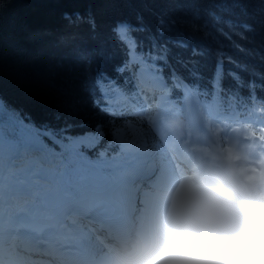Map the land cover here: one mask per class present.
Segmentation results:
<instances>
[{
	"label": "snow or ice",
	"instance_id": "1",
	"mask_svg": "<svg viewBox=\"0 0 264 264\" xmlns=\"http://www.w3.org/2000/svg\"><path fill=\"white\" fill-rule=\"evenodd\" d=\"M241 14L247 19L230 27H239L242 38L264 30V11L257 14L243 6ZM69 19L72 22L65 20L64 30L33 32L29 39L48 42L66 54L57 65L58 74L75 83L94 110L106 117L122 121L143 118L150 115L148 106L158 101L155 115L150 117L155 123L177 94L183 97L195 91L208 99L216 90L214 85L203 91L199 88L195 68L182 65L188 71L185 78L170 63L172 52L157 37L160 30L178 23L176 18H161L155 42L147 45L142 36L149 29L143 17L135 24L115 21L107 31L95 12ZM218 31L225 34L222 28ZM85 33L86 41L82 38ZM110 45L119 53L112 72L101 68L115 59ZM223 62L235 61L221 53V79ZM126 131L124 124L113 131L97 127L88 132L77 131L69 121L63 126L36 125L7 103H0V264H18L13 253L21 249L14 247V238L32 234L37 227L41 236L70 228L75 217L103 214L115 200L131 199L141 161L137 154L119 150L116 138Z\"/></svg>",
	"mask_w": 264,
	"mask_h": 264
},
{
	"label": "trees",
	"instance_id": "2",
	"mask_svg": "<svg viewBox=\"0 0 264 264\" xmlns=\"http://www.w3.org/2000/svg\"><path fill=\"white\" fill-rule=\"evenodd\" d=\"M243 6L257 14L264 11L261 0H0V103H7L36 125L63 126L69 121L77 131L88 132L96 127L112 131L119 119L94 110L88 96L58 74L57 65L66 54L48 42L29 39L33 32L56 33L64 30L65 20L71 23L69 18L73 16L95 12L105 31L115 21L125 19L135 24L143 17L149 29L142 36L146 45L155 42L161 18H176L179 22L166 31L160 30L157 37L172 52L170 63L185 78L188 71L182 65L195 68L202 91L216 87L208 99L192 93L217 113L229 112L240 118L254 113L264 118V30L242 38L239 27H230L233 22L247 19L241 14ZM221 28L225 34L218 31ZM86 36L82 37L85 41ZM110 47L115 59L101 65L108 72L119 61L116 47ZM221 53L235 61L223 62L222 79ZM172 100L180 102L179 94ZM152 190L151 184H144L143 191L151 193L154 206L159 195ZM144 205L149 207V203Z\"/></svg>",
	"mask_w": 264,
	"mask_h": 264
},
{
	"label": "rangeland",
	"instance_id": "3",
	"mask_svg": "<svg viewBox=\"0 0 264 264\" xmlns=\"http://www.w3.org/2000/svg\"><path fill=\"white\" fill-rule=\"evenodd\" d=\"M157 103L158 101L148 106L150 115L143 118L134 117L126 121L118 120L113 124L112 129L113 131L121 124L126 125L127 131L116 138L119 149L137 154L141 164L146 165L145 174H139L132 187L138 198L135 219L145 222L148 231L162 223L163 213L169 209L171 202L168 196L169 194L171 198L173 196L170 192H176L180 187L191 182L189 178L194 176L184 173L182 167L175 168L174 154L166 142L168 138L182 144L192 166L195 165V159L208 163L204 170L211 171L206 175L215 176L222 172L245 170L237 178L242 188L249 189L248 182L257 179L264 188V118L254 113H246L241 118L229 112L217 113L210 104L199 100L191 93L180 97V102L168 101L164 109L165 114L154 123L150 117L155 115ZM245 121L250 123L247 124ZM177 129H180V132ZM152 168L154 173L150 176ZM195 169L198 172L196 176L202 177L203 172L197 171V167ZM144 184H151L152 191L158 192L156 194L159 195V200L154 208L150 207L153 202L151 193L145 194L143 191ZM141 195L147 196L148 199L144 201ZM125 203V200H120L117 205L112 204L106 212L114 211L119 204ZM148 203L149 207H146L144 204ZM143 208L148 209L142 212ZM73 219L77 224L82 222L76 220L77 217ZM65 229L67 228L57 229V233L59 230L64 233L60 239L68 238ZM83 232L90 233L87 227ZM15 240L14 238V247Z\"/></svg>",
	"mask_w": 264,
	"mask_h": 264
},
{
	"label": "clouds",
	"instance_id": "4",
	"mask_svg": "<svg viewBox=\"0 0 264 264\" xmlns=\"http://www.w3.org/2000/svg\"><path fill=\"white\" fill-rule=\"evenodd\" d=\"M127 264H264V189L242 188L230 171L186 183Z\"/></svg>",
	"mask_w": 264,
	"mask_h": 264
},
{
	"label": "bare ground",
	"instance_id": "5",
	"mask_svg": "<svg viewBox=\"0 0 264 264\" xmlns=\"http://www.w3.org/2000/svg\"><path fill=\"white\" fill-rule=\"evenodd\" d=\"M179 130L180 129H177L178 132H180ZM166 142L171 147V151L174 154L173 160H174L175 168L177 169L178 167H182L184 169L183 170L184 173H187L188 175L190 174L194 175L193 177L189 178L191 182L205 181V180L212 178V177L207 178V175H206V173L211 170H204L205 167L209 165L208 163H205L203 162V160H200V159H195L194 160L195 165L192 166L189 163L188 156L185 155V150L181 143H179L178 141L174 142L170 138H168ZM233 162L235 163V161ZM176 163H177V167H176ZM196 167H197V171L203 172L202 177L196 176V173H198L196 172V169H195ZM144 169H146V165L140 163V169H139L138 175L139 174L144 175L145 174ZM179 170L181 171V169ZM151 171H154V169L152 168ZM244 172L245 170L241 172L234 170L232 173L236 176V178H238V176L240 177V175H242ZM196 177H198V179ZM258 181H259L258 179L250 180L248 182L249 189H252V188L255 190L264 189ZM170 193L174 194L175 192H170ZM168 198L171 199L170 194ZM125 201L127 203H134V205L136 206V203H138L136 191L133 190V195L131 199L125 200ZM154 207L155 205L152 206V208ZM136 209L137 207H135V211ZM167 211L163 213L162 223L164 221ZM107 213L109 212H106V214ZM106 214L103 213V214L98 215L96 213H92L86 216H78L76 220L79 219L82 222L81 223L79 222L78 224L77 222H74L73 228L70 227V228L65 229L69 237L81 238L85 240L86 242H88L89 246L92 249L93 259H98L100 258L101 255H104L103 253H107L108 256L106 257H108V260H113V257H114L116 259L118 258L121 264H126V261H128L130 258V255L134 253L136 250L146 245L148 242H150L157 235L162 225L161 223L160 225L156 226L153 230L148 231L145 222L144 223H142L141 221L139 222L138 218L137 219L134 218V226L132 227L130 235L128 237L122 240L118 239V242L110 240L108 241V244H107L105 241L98 240L99 239L98 236H100L101 234H105V230L103 229V227H101L99 224L96 223L97 220H102V217H104V215ZM86 227L89 229L90 233L83 232V229ZM108 235L114 238L113 234H108ZM62 236H63V231L59 230V232L57 233V229L53 232H50L44 235V237H48V242H53L56 245H59L58 240H60ZM21 237L25 239V244H23L20 241V239H16L14 242V244L21 249L20 254L13 255V259L18 261V264H42V261H34L35 258L32 257L31 255H38L44 259L59 258L63 261L64 264H83L80 262H74V263L69 262L68 259L64 257L63 250L58 253L47 255L46 253H41L39 250H36L35 248L31 249L29 246L31 244H34L37 239L43 237L39 234L38 227L36 228V231L34 233L32 234L25 233ZM98 243H101V244H98ZM43 262H44L43 264H50V263H46L45 261Z\"/></svg>",
	"mask_w": 264,
	"mask_h": 264
}]
</instances>
